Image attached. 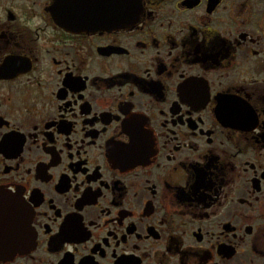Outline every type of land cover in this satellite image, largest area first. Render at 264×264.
Instances as JSON below:
<instances>
[{
  "label": "flooded vegetation",
  "instance_id": "obj_1",
  "mask_svg": "<svg viewBox=\"0 0 264 264\" xmlns=\"http://www.w3.org/2000/svg\"><path fill=\"white\" fill-rule=\"evenodd\" d=\"M12 199L0 264H264V0H0Z\"/></svg>",
  "mask_w": 264,
  "mask_h": 264
},
{
  "label": "water",
  "instance_id": "obj_2",
  "mask_svg": "<svg viewBox=\"0 0 264 264\" xmlns=\"http://www.w3.org/2000/svg\"><path fill=\"white\" fill-rule=\"evenodd\" d=\"M16 199H12L11 203L10 202H6V203H2L0 202V217L2 216V218L4 217V215H7V211L8 214L11 212L12 216H14L16 214V210L18 208H20V204L16 203L15 201ZM6 211V212H5ZM13 218L11 220V222L13 223ZM15 252V248L11 249L10 251L2 252L1 254H12Z\"/></svg>",
  "mask_w": 264,
  "mask_h": 264
}]
</instances>
